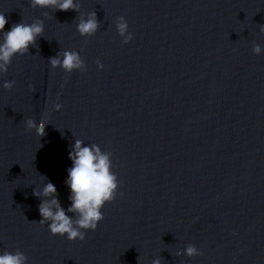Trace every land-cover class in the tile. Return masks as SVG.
I'll return each mask as SVG.
<instances>
[{
    "label": "clouds",
    "instance_id": "clouds-1",
    "mask_svg": "<svg viewBox=\"0 0 264 264\" xmlns=\"http://www.w3.org/2000/svg\"><path fill=\"white\" fill-rule=\"evenodd\" d=\"M32 8L54 9L55 11H75L80 13V4L77 0H30ZM8 23L6 16L0 13V73H7L13 57L28 54L29 47L37 43L39 37L43 36L44 24L42 20L32 23H14L9 31H5ZM115 27L117 33L123 38L124 44L129 43L133 36L128 31V23L125 17L116 19ZM101 24L97 19L96 12L80 13L77 31L82 37L93 36ZM264 32V25L260 28ZM253 52L259 55L262 48L259 44L253 46ZM53 69L59 67L67 73L73 71L84 72L87 70L85 61L76 51L65 50L49 59ZM100 69L104 65L97 61ZM15 81H5L3 88L11 90ZM29 87H32L31 85ZM62 105L55 104V110L59 111ZM26 131L35 130L39 137L44 136L46 124L42 119L39 123L31 118L26 119ZM42 146V145H41ZM40 146V147H41ZM112 153L102 151L100 146L91 144L85 146L82 140H75L69 152L72 166L67 169L68 175L65 184L70 189V206L65 209L58 199L56 186L47 182L40 190H34L33 195L41 200L39 204V220L41 226L47 224L52 235L66 236L69 241L77 239L83 241L87 231H95L100 221L104 219L102 209L106 203L113 202L118 195L120 182L118 176L112 171ZM45 180V176L41 175ZM71 213L72 215H69ZM196 246L188 245L183 252L176 255H187L193 257L200 255ZM0 264H27L26 255L20 251L5 250L0 253ZM152 264H161V259L156 258Z\"/></svg>",
    "mask_w": 264,
    "mask_h": 264
}]
</instances>
